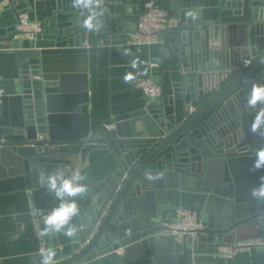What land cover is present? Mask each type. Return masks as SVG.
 <instances>
[{
  "label": "water",
  "instance_id": "1",
  "mask_svg": "<svg viewBox=\"0 0 264 264\" xmlns=\"http://www.w3.org/2000/svg\"><path fill=\"white\" fill-rule=\"evenodd\" d=\"M181 1L155 3L178 16ZM33 2H0V170L17 165L29 190L42 186L40 168L79 163L87 173L75 220L83 231L72 239L74 254L54 264H127L148 239L156 249L165 238L155 233L175 210L166 189L190 192L185 208L203 225L198 237L173 242L170 264L222 259L217 248L243 226L264 233V203L249 194L264 175L250 171L264 136L250 131L256 110L246 104L252 82L264 84V0H246V19L205 23L188 11L162 30L158 65L164 70L168 61L180 73L173 93L109 118L96 108L95 40L120 42L125 23L138 25L146 0H105L96 32L79 26L83 17L71 0H52L42 31L20 38L18 16ZM228 4L245 15L243 0ZM176 101L184 118L172 122Z\"/></svg>",
  "mask_w": 264,
  "mask_h": 264
},
{
  "label": "crops",
  "instance_id": "2",
  "mask_svg": "<svg viewBox=\"0 0 264 264\" xmlns=\"http://www.w3.org/2000/svg\"><path fill=\"white\" fill-rule=\"evenodd\" d=\"M33 1V7L28 4L25 12L31 20L43 23L52 14V0ZM231 1L238 0H182L178 16L173 15L182 21L190 11L205 23L246 19L249 16L246 0H243L245 14L243 16L235 14V9L228 4ZM161 5L165 4L161 3ZM135 27L132 22L125 23V30ZM163 39L160 33L158 43L128 45L122 41L103 44L99 37L96 38L94 45L95 98L97 111L102 118L122 115L143 106L145 96L135 86V81L140 78L151 77L159 84L164 94L173 93V85L179 80L180 73L171 71L172 65L168 61L163 63L164 70L159 67ZM84 43L89 44V40L86 38ZM125 48L131 49L134 55L124 56L122 53ZM133 60L136 61L135 67L132 66ZM155 64L157 66H154ZM126 76L127 80H125ZM183 118L182 103L176 101L174 114L168 116L167 120L177 122ZM71 166L80 169L79 163ZM30 197L33 198L37 207L43 210H51L57 204L54 196L50 195L43 186L29 190L17 165L2 166L0 170V264H39V241L33 235V224L29 214ZM191 197L190 192L179 188L166 189L167 203L172 209L189 205ZM173 213L174 211L170 212L167 218H172ZM256 237H264V233L258 226L252 224L243 226L230 235L225 243ZM163 238L166 241L157 243L156 249L151 239L145 241L141 250L142 254L133 256L127 264H170L171 261L166 256V252L171 250L175 239L173 237L168 239L171 236ZM47 243L48 247H53L57 252L55 261L67 259L75 252L72 239L62 234L47 238ZM195 264H264V249L252 248L238 253L233 259L204 257Z\"/></svg>",
  "mask_w": 264,
  "mask_h": 264
},
{
  "label": "clouds",
  "instance_id": "3",
  "mask_svg": "<svg viewBox=\"0 0 264 264\" xmlns=\"http://www.w3.org/2000/svg\"><path fill=\"white\" fill-rule=\"evenodd\" d=\"M71 4L73 8L80 10L83 19L78 21V24L85 31L96 32L104 26L105 0H71ZM122 54L134 55L129 48H125ZM213 63L218 64L219 61L213 60ZM132 66H136L135 60ZM127 79L126 76L125 80ZM246 104L249 108L256 110L250 131L264 136V84L252 82L246 96ZM257 105H261L258 110ZM260 170H264V147L256 150L255 158L250 166L252 172ZM38 171L41 185L55 197L57 204L41 216V223L36 225L37 238H52L59 234L70 240L76 238L78 233L83 231V225L74 221L80 215L78 200L84 199L88 194L87 173L71 165H62L51 172L44 168ZM149 178H151L150 175ZM249 194L258 203H264V175L258 178L257 185L251 188ZM38 256L39 264H54L57 252L53 247L41 248Z\"/></svg>",
  "mask_w": 264,
  "mask_h": 264
},
{
  "label": "built area",
  "instance_id": "4",
  "mask_svg": "<svg viewBox=\"0 0 264 264\" xmlns=\"http://www.w3.org/2000/svg\"><path fill=\"white\" fill-rule=\"evenodd\" d=\"M178 23L179 19L174 15L170 16L165 6L156 4L155 0H149L145 3L138 25L135 28L125 30L121 41L128 45H152L159 42V34L162 30L173 28ZM42 24V22L31 20L27 12H22L18 16L16 24L18 36L24 39H33L42 31ZM84 46L87 49L90 48L87 43H84ZM135 86L149 102L155 101L162 93L159 84L154 82L151 77L136 80ZM48 211L50 210L38 208L33 198H29V214L33 224V235L39 241V250L48 247V243L47 238H37L36 225L41 223V216ZM169 219V222L165 223L166 229L155 233L157 237L171 236L176 242H180L185 237H198L199 231L203 228L202 222L197 220L195 212L182 206L176 207L173 217ZM252 248L264 249V237L224 243L217 248L215 256L222 259H233L238 253L249 251Z\"/></svg>",
  "mask_w": 264,
  "mask_h": 264
}]
</instances>
